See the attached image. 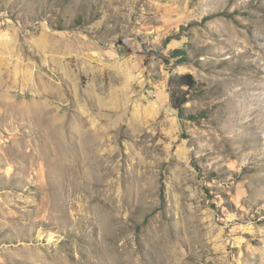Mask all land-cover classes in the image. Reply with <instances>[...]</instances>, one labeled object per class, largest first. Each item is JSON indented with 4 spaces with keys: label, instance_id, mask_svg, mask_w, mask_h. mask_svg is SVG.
Listing matches in <instances>:
<instances>
[{
    "label": "rangeland",
    "instance_id": "374dc122",
    "mask_svg": "<svg viewBox=\"0 0 264 264\" xmlns=\"http://www.w3.org/2000/svg\"><path fill=\"white\" fill-rule=\"evenodd\" d=\"M0 264H264V0H0Z\"/></svg>",
    "mask_w": 264,
    "mask_h": 264
},
{
    "label": "trees",
    "instance_id": "16d2710c",
    "mask_svg": "<svg viewBox=\"0 0 264 264\" xmlns=\"http://www.w3.org/2000/svg\"><path fill=\"white\" fill-rule=\"evenodd\" d=\"M175 59V63H182L188 60L187 52L182 48L171 50L168 60ZM197 81L190 73L174 74L168 79V90L170 92V104L180 114L183 111V104L189 99V90L195 89Z\"/></svg>",
    "mask_w": 264,
    "mask_h": 264
}]
</instances>
